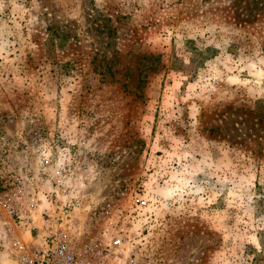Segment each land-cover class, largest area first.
Returning a JSON list of instances; mask_svg holds the SVG:
<instances>
[{"label":"rangeland","instance_id":"obj_1","mask_svg":"<svg viewBox=\"0 0 264 264\" xmlns=\"http://www.w3.org/2000/svg\"><path fill=\"white\" fill-rule=\"evenodd\" d=\"M45 222L92 264H264V0H0V264Z\"/></svg>","mask_w":264,"mask_h":264},{"label":"built area","instance_id":"obj_2","mask_svg":"<svg viewBox=\"0 0 264 264\" xmlns=\"http://www.w3.org/2000/svg\"><path fill=\"white\" fill-rule=\"evenodd\" d=\"M139 208L146 206L147 200L140 199L137 202ZM34 223L32 211L24 216H19V225L21 228H29ZM45 222L43 231H39L37 237L31 235L32 241L22 245L15 240L18 249L19 264H92L76 247L70 242L67 235L62 231L54 230L53 226L48 227ZM120 244V240L115 241V245Z\"/></svg>","mask_w":264,"mask_h":264}]
</instances>
